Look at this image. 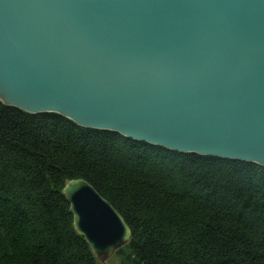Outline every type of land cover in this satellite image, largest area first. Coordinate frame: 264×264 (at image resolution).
I'll return each mask as SVG.
<instances>
[{"label": "water", "instance_id": "1", "mask_svg": "<svg viewBox=\"0 0 264 264\" xmlns=\"http://www.w3.org/2000/svg\"><path fill=\"white\" fill-rule=\"evenodd\" d=\"M0 102L264 167V0H0ZM61 195L101 264L129 241L89 182Z\"/></svg>", "mask_w": 264, "mask_h": 264}, {"label": "trees", "instance_id": "2", "mask_svg": "<svg viewBox=\"0 0 264 264\" xmlns=\"http://www.w3.org/2000/svg\"><path fill=\"white\" fill-rule=\"evenodd\" d=\"M74 178L131 229L120 264H264V167L1 102L0 264H101L61 195Z\"/></svg>", "mask_w": 264, "mask_h": 264}, {"label": "rangeland", "instance_id": "3", "mask_svg": "<svg viewBox=\"0 0 264 264\" xmlns=\"http://www.w3.org/2000/svg\"><path fill=\"white\" fill-rule=\"evenodd\" d=\"M103 264H120V258L118 255L113 254L108 260Z\"/></svg>", "mask_w": 264, "mask_h": 264}]
</instances>
